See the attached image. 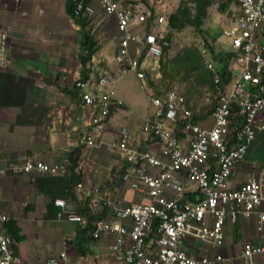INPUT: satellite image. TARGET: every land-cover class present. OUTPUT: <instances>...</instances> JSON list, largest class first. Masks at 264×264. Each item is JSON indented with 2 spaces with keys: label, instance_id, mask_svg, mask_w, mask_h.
<instances>
[{
  "label": "built area",
  "instance_id": "1",
  "mask_svg": "<svg viewBox=\"0 0 264 264\" xmlns=\"http://www.w3.org/2000/svg\"><path fill=\"white\" fill-rule=\"evenodd\" d=\"M73 1L76 17H98L99 24L108 18L115 21L114 66L92 61L86 78L74 82L79 107L90 112L79 145L99 148L103 126L114 111L125 106L116 90L119 80L133 75L144 90L146 62L153 63L149 70L156 69L167 46L166 14L152 13L135 0ZM235 4L234 19L222 30L229 50L235 53V71L223 91L214 95L213 107L202 114V122L192 121L193 111L176 89L157 94L148 90L151 110L141 133L157 147L135 145L126 127L108 144L127 165L119 186L143 199L123 203L109 195L103 197L97 186L79 183L75 188L82 191L91 211L108 210L109 219L98 220L90 236L111 239L107 257L115 264H228L231 257L215 253L212 258H198L183 248H196V243L206 252L223 248L226 222L238 218L257 216L255 232L264 233V214L259 211L264 203V173H250L238 187H229L249 145L258 133L264 135V0H235ZM7 40L8 32L0 29V69L8 66ZM198 51L203 58L210 54L204 42L199 43ZM204 65L218 84L214 64L206 60ZM209 119L210 126L200 124ZM69 166L68 159L49 164L34 154H24L15 161L0 160V179L8 175L62 176ZM53 206L58 209L56 220L85 225L75 204L55 199ZM7 222L9 217L0 210V264H21L14 240L3 230ZM262 254L264 243L244 240L232 255L241 264H252ZM45 264H68L66 253L50 257Z\"/></svg>",
  "mask_w": 264,
  "mask_h": 264
},
{
  "label": "crops",
  "instance_id": "2",
  "mask_svg": "<svg viewBox=\"0 0 264 264\" xmlns=\"http://www.w3.org/2000/svg\"><path fill=\"white\" fill-rule=\"evenodd\" d=\"M234 5L237 11L236 4ZM226 12L219 15L225 17ZM9 15L30 20L32 25L23 26L18 29L21 33H16V28L5 21ZM228 24L226 23L222 27L224 28ZM0 29L8 32L7 46L11 45L12 47L11 50L8 48V66L0 69V106L6 107L8 111L15 114L19 112L21 117L18 122L8 125V130L4 131L0 138V160L15 161L24 154H34L46 163H61L67 159V153L79 145L81 132L89 123L90 112L82 110L73 95L74 82L79 79L83 71L79 59L83 55L82 30L67 15L64 0H0ZM209 35L213 37L211 34ZM114 38V47H116V33ZM71 41H74L75 44L69 43ZM228 50V43L226 49L221 48V51L227 52ZM104 58L106 60H96L94 55L85 68L92 61H103L109 64V56L105 55ZM13 64H19L21 67L19 76L12 68ZM151 65H146L145 73L151 68ZM146 82L147 90L160 91L152 82V84L150 81ZM121 87V91L118 89L117 93L124 101L125 106L114 111L103 126L100 136L103 141L101 147L83 146L77 170L82 175L80 183L85 187L97 186L103 196L109 195L123 203H134L141 201L143 197L118 184L122 173L121 169L125 165L123 158L109 147L105 150L102 147L108 146L117 138L121 127L128 129L130 140L140 148L153 150L157 146L156 143L152 144L145 140V136L141 133L143 123L141 125L128 124L124 120L131 118L132 112L129 102L124 98L123 88L125 85H121ZM213 101L214 96L211 97V105ZM187 103L196 114L197 122H202L204 113L201 112L198 115L199 109L195 110V105L190 99L187 100ZM147 115L144 116V121ZM258 134L259 140H263L264 135ZM251 159L256 163H248V158L245 156L244 162L234 171L229 181L230 188L238 187L250 173H264V156ZM112 172L116 173V177L112 176ZM36 176L8 175L0 179V181L2 180L0 182V210L9 217V221L15 223L14 227L19 230V239L14 240V252L20 258L21 264H45L47 259L62 252L66 253L68 264H115L107 257L111 239L89 240L82 249L78 250L76 248V238H79L77 237L78 227L74 230L67 228L68 224L77 223L43 219L49 200L39 193L33 184L32 179ZM112 182H114L113 185ZM74 196L72 204H75L76 209L80 212L87 206L88 201L84 198L82 191L75 190ZM9 200L13 202H9ZM37 202L42 204L40 209ZM67 203L71 204L68 201ZM259 211L264 214V209L260 208ZM38 212H40L39 219L35 216ZM106 217L109 219V214H106ZM32 220L40 222L41 228L49 227L50 230H53L56 224L57 226L62 224L59 231L62 242L55 255H44L42 259L36 256L33 259V252L29 254L30 250L27 252L21 249L19 241L23 237V228L27 231L28 229L35 230ZM257 220L258 217L253 216L248 220L238 218L234 223L228 222L225 230L226 248H223V251L232 255L244 240L251 241L256 245L263 244L264 233L256 234L255 232ZM35 221L34 223H36ZM3 230L7 232L5 226ZM194 246L196 248L188 246L185 248L198 258L207 254L203 250L205 247L201 248V244L196 243ZM84 250L88 251L85 256L81 255ZM45 253H48L47 250L44 251ZM230 264L241 263L237 260ZM252 264H264V254L255 257Z\"/></svg>",
  "mask_w": 264,
  "mask_h": 264
},
{
  "label": "trees",
  "instance_id": "3",
  "mask_svg": "<svg viewBox=\"0 0 264 264\" xmlns=\"http://www.w3.org/2000/svg\"><path fill=\"white\" fill-rule=\"evenodd\" d=\"M65 1V9L67 15L74 21L76 25L80 27L82 30V51L83 55L80 56V62L83 66V71L79 77V79L86 78V65L91 61L93 56L96 54L98 50L99 43L95 39L93 33H90V29L88 30V26L92 22L93 18L87 15L80 17H76L74 15V1L73 0H64ZM234 0H181L179 5L172 9L170 13L166 14L167 27L168 32L165 35V41L167 42V46L163 47L162 55L157 63V71L160 74V80H163L165 77H170L172 79L179 78L181 75L184 77L191 76L194 74V79H196L195 83L200 85H208V87L212 91V97L216 95L218 92H222L224 87L231 80V77L234 73V59L235 53L230 50L221 51L216 53L215 49V39L208 34L206 27L204 26L206 22H211L213 7L216 4L217 9L220 13H225L228 10L229 6L232 4ZM145 4L148 3L145 1ZM151 12L154 13L156 11L153 5L149 6ZM106 23L109 29H112L114 33H116L115 29V21L113 19H106V21L102 22ZM101 26V25H100ZM185 28H191L193 32L198 35L201 39V42L205 43V46L209 50L210 54L213 56L215 61L218 64L217 73L220 76V82L218 84L214 83V75L212 72L204 68V64L202 62L199 64L196 62V59H200L202 61V56L200 55L198 49L195 46L184 47L181 51H179L174 57L169 58L168 53L170 51L171 42L174 38L175 32H181ZM178 58H180L178 60ZM177 61L174 65V62ZM201 64V65H200ZM205 72L207 73V80L203 79L199 73ZM146 76V74H145ZM174 79V80H175ZM150 84L151 81H150ZM154 86V85H153ZM170 90V89H169ZM153 91V90H152ZM160 90L159 92H161ZM167 91V90H164ZM154 92V91H153ZM154 92V93H159ZM183 94V93H182ZM73 95L76 98V92L73 85ZM184 95V94H183ZM186 102L190 99L188 94H185ZM184 96V97H185ZM214 101L212 102L211 109L213 107ZM210 109V111H211ZM209 111V112H210ZM192 121L197 123V116L193 112ZM179 126L181 122H179ZM177 131H179L177 129ZM83 146L78 145L72 151L67 153V159L70 162V166L67 172L62 176H50V175H38L32 179L33 184L36 186V189L39 193L43 194L48 198V204L46 205V210L43 216L44 220H56L58 209L53 206V201L55 199H64L65 201L71 202L75 199L74 191L76 186L82 181L81 172L78 169V161L82 154ZM127 165H124L121 169L123 172L126 169ZM22 176V175H20ZM112 176L116 177V173L112 172ZM114 182H112L113 185ZM106 197V196H103ZM184 197L183 199H186ZM77 214L81 215L82 218L85 219V225L78 226L79 233L76 238V248L82 249L84 245L89 241H97L90 236L91 230L94 228L95 223L98 220L106 219V214H108L107 209H99L97 211H91L87 206L79 212L76 209ZM13 221H9L5 224L8 234L12 237L13 240H18L19 230L14 227ZM88 251L84 250L81 255H87Z\"/></svg>",
  "mask_w": 264,
  "mask_h": 264
},
{
  "label": "rangeland",
  "instance_id": "4",
  "mask_svg": "<svg viewBox=\"0 0 264 264\" xmlns=\"http://www.w3.org/2000/svg\"><path fill=\"white\" fill-rule=\"evenodd\" d=\"M135 1H142L141 3L145 4V1L148 3L146 5L147 7L153 5L155 9L160 12V13H170L172 9L176 8L181 0H135ZM235 0L232 2L230 5L229 11L226 12L225 17H221V14L218 9L217 5L215 4L213 7L212 11V17H211V22H206L204 25L206 27V30L215 38V49L216 53L221 51V48L226 49L227 48V40L225 37L222 35V26H224L226 23H229L230 20L234 19L235 16ZM228 14V15H227ZM7 23H10L12 26L16 28V33H21L18 29L22 28L23 26H29L32 25V21L30 20H23L19 17H16L15 15H9L6 17L5 20ZM99 18L95 17L90 25L88 26V30L90 33H93L95 39L99 43V48L95 54V59L96 60H106L104 56L106 57L109 56V65H113V50L115 49L114 47V40H115V33L112 31V29H109L108 26H106V23H98ZM99 25H98V24ZM61 25V24H60ZM101 25V26H100ZM115 30V29H114ZM201 42V39L198 35H196L191 28H185L181 32H175L174 33V38L171 42L170 46V51L168 53V57L172 58L174 57L179 51H181L184 47H191L195 46L196 49H198V45ZM71 44L74 43V41L69 42ZM75 44V43H74ZM79 47V44H78ZM8 48L11 50V45L8 46ZM201 55V54H200ZM203 58V57H202ZM180 58H178L179 60ZM210 60L215 68H218V64L213 58L211 54L205 56L202 61L200 59H196V62L199 64V62L204 64V61ZM177 61L174 62V65L177 64ZM147 64H151L150 61L146 62ZM153 65V63H152ZM201 65V64H200ZM13 69L16 70V75L19 76V72L21 67L19 64H13L12 66ZM205 68V65H204ZM206 69V68H205ZM194 74L188 77L180 76L179 78H170V77H165L163 80H160V74L158 73L157 69H152L148 70L145 76L144 81H142V84L144 85L145 89L141 90L140 89V84L141 81L137 80L133 75H129L126 78H123L119 81V84L116 86V90L118 92V89L120 88L121 85H125V88H123V91L125 92L124 98L129 102V105L131 106V112L132 116L131 118H126V122L128 124L135 123L136 125H141L144 121V116L146 114H149L151 110L150 103L147 100V89L148 86L146 85V81H151L156 89L158 90H169V89H176L180 93L188 94L190 97L191 102L194 103L195 105V110L199 109V114L201 112L203 113H208V110L210 109L211 105V97H212V91L208 87V85H198L196 84L194 79ZM199 75L202 76L203 79L207 80V73L205 72V75L203 72L199 73ZM125 89V90H124ZM128 90V91H126ZM150 90V89H149ZM153 90V89H152ZM152 90H150L152 92ZM154 91V90H153ZM155 92V91H154ZM130 99V100H128ZM194 109V108H193ZM149 111V112H148ZM19 116V112L16 113ZM15 113H12L6 109V107L0 106V138L3 135L4 131H7V126L14 124L15 122H18V120L21 119V117L17 116ZM201 125H211V119L207 120L205 123H200ZM5 127V128H3ZM259 135V134H258ZM256 136L254 142L249 145L247 148V151L245 153V156L248 158L247 162L252 164L253 162L256 163L254 160L251 158H259V156H264V139L259 140V136ZM260 141V142H259ZM108 148L107 145H104L102 147L103 150ZM255 150V151H254ZM85 172H86V167H85ZM2 181V180H1ZM0 181V182H1ZM9 202H13L12 200H9ZM21 202V201H20ZM19 202V203H20ZM37 206L40 209L42 207L41 202H37ZM261 208L264 209V203L261 205ZM35 216L39 219L40 218V212L35 214ZM32 220L33 223V228L35 230L32 231L28 229L25 230L23 228V237L20 239V247L22 250L27 251L30 250L29 254L33 252V259L37 257L42 259V256L44 255H55L57 252L56 250H59L58 246L61 245V238L59 235V231L61 229L62 224H56L55 228L53 230H50L49 227L46 228H41L40 227V222ZM229 220L226 222L225 225V230L227 227ZM21 223V221H20ZM77 227V224H68L67 228L70 229H75ZM26 231V232H25ZM66 235V233H64ZM199 246V245H198ZM223 248H226L224 245ZM223 248L221 249H216V250H210L207 252L206 256L211 258L215 253L220 254L224 258H229L231 257V260L228 264H230L232 261H237L235 255L228 254V252L223 251ZM234 248V247H233ZM186 250V248H183ZM47 250L48 253L44 254V251ZM187 251V250H186ZM238 249H235L233 251L234 254H236ZM38 264V263H35ZM213 264H216L213 262ZM219 264V263H218ZM222 264V263H220ZM227 264V263H225Z\"/></svg>",
  "mask_w": 264,
  "mask_h": 264
}]
</instances>
